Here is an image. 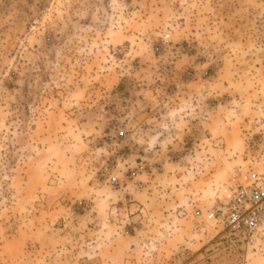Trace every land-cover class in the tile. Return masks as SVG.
<instances>
[{"label":"rangeland","instance_id":"1","mask_svg":"<svg viewBox=\"0 0 264 264\" xmlns=\"http://www.w3.org/2000/svg\"><path fill=\"white\" fill-rule=\"evenodd\" d=\"M250 183L264 0H0V264H264Z\"/></svg>","mask_w":264,"mask_h":264},{"label":"built area","instance_id":"2","mask_svg":"<svg viewBox=\"0 0 264 264\" xmlns=\"http://www.w3.org/2000/svg\"><path fill=\"white\" fill-rule=\"evenodd\" d=\"M195 216L220 223L232 232L254 235L264 231V183L232 185L222 201L205 214L196 210Z\"/></svg>","mask_w":264,"mask_h":264}]
</instances>
